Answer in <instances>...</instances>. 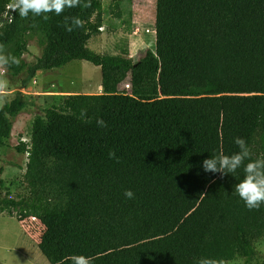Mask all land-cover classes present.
<instances>
[{
	"label": "trees",
	"instance_id": "1",
	"mask_svg": "<svg viewBox=\"0 0 264 264\" xmlns=\"http://www.w3.org/2000/svg\"><path fill=\"white\" fill-rule=\"evenodd\" d=\"M129 1L115 0L125 19ZM101 5L90 0L47 20L12 10L0 30V45L19 60L4 69L25 71L22 88L37 70L83 59L99 66L105 90L64 95L33 120L31 143L15 145L27 154L28 196L7 190L0 214L6 206L20 222L38 220V247L50 264H72L75 254L91 264H198L202 257L264 264L256 260L264 203L249 210L235 191L243 166L227 174L202 166L237 152L236 137L252 159L264 156V0H162L161 56L147 49L137 60L89 47ZM72 16L83 27L69 32L64 18ZM33 37L42 54L28 62ZM119 70L128 71L132 93L111 90ZM27 103L16 91L0 108V147L11 136L6 114Z\"/></svg>",
	"mask_w": 264,
	"mask_h": 264
},
{
	"label": "rangeland",
	"instance_id": "2",
	"mask_svg": "<svg viewBox=\"0 0 264 264\" xmlns=\"http://www.w3.org/2000/svg\"><path fill=\"white\" fill-rule=\"evenodd\" d=\"M102 22L99 34L89 40V47L99 53L109 55L110 59L117 57H132L137 60L147 49H151L157 57L161 56L160 27L162 20V0H130L128 15H120L115 0H101ZM13 0H3L0 5V30L3 28L7 14L11 10ZM42 54V48L37 38L29 40L28 52L23 55L26 61H34ZM4 78L9 84L11 100L16 91H21L28 99L27 105L17 116L7 115L12 124L11 136L5 145L0 147V198L8 190L11 197L20 199L28 196L24 187L23 175L26 169V154L19 153L15 145L20 136L29 137L30 128L36 117L43 115L47 107L58 108L66 89H61V77L69 86L79 87L87 91L88 87L97 86L101 92L105 91L101 82L99 66L83 59H75L63 69L44 70L35 74L26 87L22 88L25 71L18 74H9L5 69ZM59 78V79H58ZM75 78V79H74ZM60 82H59V81ZM129 80L127 70L117 73V82H113L112 91L118 93H132L131 85L125 87ZM63 84V83H62ZM100 92V93H101ZM82 93V92H79ZM6 206H3L6 214ZM43 225L34 218L18 221L15 217L5 215L0 219V262L2 264H50L41 253L38 243L43 231ZM258 253L256 260L264 259V240L256 243ZM242 259H235L229 264H242Z\"/></svg>",
	"mask_w": 264,
	"mask_h": 264
},
{
	"label": "clouds",
	"instance_id": "3",
	"mask_svg": "<svg viewBox=\"0 0 264 264\" xmlns=\"http://www.w3.org/2000/svg\"><path fill=\"white\" fill-rule=\"evenodd\" d=\"M90 7V0H13L11 9L18 12L22 19H29V16H43L47 20L48 13L61 15L65 8ZM65 28L72 32L74 28H82L83 21L78 16L65 17ZM70 21V23H69ZM10 64L19 65V60L6 54L4 46L0 45V69H4ZM5 72L0 71V108L6 103V98L10 95L9 84L4 78ZM81 115H84L82 110ZM97 124L100 127H107L103 119H98ZM235 144L238 151L232 155L220 153L212 155L211 158L203 160V169L206 172H220L222 174L234 173L243 166L244 177L235 185V191L245 202L249 210L258 209L264 203V156L252 159L251 150L244 138L236 137ZM110 158H116L115 152H109ZM247 161V163H245ZM54 163V158L49 159V166ZM124 195L131 199L134 193L131 189H126ZM72 264H91L90 259L83 254H75L71 257ZM198 264H223L211 257H202Z\"/></svg>",
	"mask_w": 264,
	"mask_h": 264
},
{
	"label": "crops",
	"instance_id": "4",
	"mask_svg": "<svg viewBox=\"0 0 264 264\" xmlns=\"http://www.w3.org/2000/svg\"><path fill=\"white\" fill-rule=\"evenodd\" d=\"M88 45H89V43H88ZM67 64H71V61L70 62H68V63H66L65 65H63V66H61V68L63 69ZM55 67H58V66H55ZM55 67H53L52 69H50V70H54L55 69ZM44 70H37L36 71V74H40L41 72H43ZM120 71V70H119ZM117 73H118V71L116 72V82H117ZM61 77V89H66V91H67V93L68 94H74V93H79V92H82V93H100L101 91L99 90V87L100 86H97V87H94V88H92L91 89V87H88L86 90L87 91H81V89L79 88V87H74V86H69L68 84H66L65 83V80H66V78L63 76V75H60L59 76V78ZM34 78V77H33ZM58 78V79H59ZM102 78V77H101ZM75 79V78H74ZM59 81V80H58ZM60 82V81H59ZM101 82H102V80H101ZM63 83V84H62ZM128 84H130L129 83V80H128V82H126L125 83V87H127V85ZM28 100V99H27ZM19 114V113H18ZM17 114V115H18ZM16 115V116H17ZM20 139V138H19ZM20 141V140H19ZM18 141V142H19ZM5 215H7V214H4V211L0 214V219L1 218H3ZM9 216V215H8ZM11 217H14V216H11ZM0 264H2L1 262H0Z\"/></svg>",
	"mask_w": 264,
	"mask_h": 264
},
{
	"label": "built area",
	"instance_id": "5",
	"mask_svg": "<svg viewBox=\"0 0 264 264\" xmlns=\"http://www.w3.org/2000/svg\"><path fill=\"white\" fill-rule=\"evenodd\" d=\"M11 11H12V9L10 10L9 14H7L6 21L10 18ZM20 141L24 142V143H27V144H30L31 143L30 135H29V137H25V135L20 136ZM25 160L28 162L27 154H26Z\"/></svg>",
	"mask_w": 264,
	"mask_h": 264
}]
</instances>
